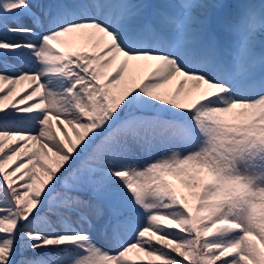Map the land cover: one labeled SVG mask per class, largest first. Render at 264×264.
<instances>
[{"label": "snow or ice", "instance_id": "6c2138e0", "mask_svg": "<svg viewBox=\"0 0 264 264\" xmlns=\"http://www.w3.org/2000/svg\"><path fill=\"white\" fill-rule=\"evenodd\" d=\"M0 264H264V0H0Z\"/></svg>", "mask_w": 264, "mask_h": 264}, {"label": "rangeland", "instance_id": "374dc122", "mask_svg": "<svg viewBox=\"0 0 264 264\" xmlns=\"http://www.w3.org/2000/svg\"><path fill=\"white\" fill-rule=\"evenodd\" d=\"M148 2H150V3H156L157 0H148ZM221 2H223V3H225V4L229 5V6H233L236 3L240 2V0H221ZM243 2L259 3V0H243ZM135 75H136V79H139L140 76L142 75V72H137ZM166 87H171V85L166 86ZM26 90H27V85L26 84L20 85V88L18 89V91L20 92V95H23L24 91H26ZM17 99H19V97H17ZM69 135H71V131L70 130H69ZM154 156H155V154H153V156L141 155L138 158V163L140 165H143L146 162H150V160L153 159ZM181 191H183L186 194V190H183L182 189Z\"/></svg>", "mask_w": 264, "mask_h": 264}, {"label": "bare ground", "instance_id": "6f19581e", "mask_svg": "<svg viewBox=\"0 0 264 264\" xmlns=\"http://www.w3.org/2000/svg\"><path fill=\"white\" fill-rule=\"evenodd\" d=\"M22 87V86H21ZM20 88V86H18V89Z\"/></svg>", "mask_w": 264, "mask_h": 264}]
</instances>
